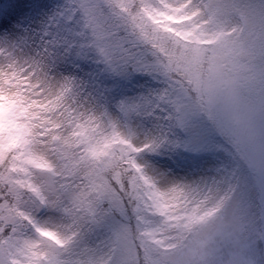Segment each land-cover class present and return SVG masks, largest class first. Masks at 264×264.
<instances>
[{
  "label": "snow or ice",
  "instance_id": "snow-or-ice-1",
  "mask_svg": "<svg viewBox=\"0 0 264 264\" xmlns=\"http://www.w3.org/2000/svg\"><path fill=\"white\" fill-rule=\"evenodd\" d=\"M217 239L264 245V0L0 10V264H224Z\"/></svg>",
  "mask_w": 264,
  "mask_h": 264
},
{
  "label": "rangeland",
  "instance_id": "rangeland-1",
  "mask_svg": "<svg viewBox=\"0 0 264 264\" xmlns=\"http://www.w3.org/2000/svg\"><path fill=\"white\" fill-rule=\"evenodd\" d=\"M17 0H7L5 2V9L4 11H8L12 9ZM238 3L241 5H253L258 6L259 0H237ZM140 83H143V79H139ZM136 89L133 85H122L120 89H117V94L123 95H132ZM162 160H167L168 165L170 166V170L174 172L177 176H191L193 174H198L200 171L201 166L203 165V161L205 159L203 154H195V153H186L180 152L172 157H164V158H157ZM251 200L253 202V207L250 210L253 215H255L256 220H258V213L259 209L256 206L258 204V196L256 193L252 194ZM250 219L252 216L249 217ZM210 247L214 249L213 258L219 262L223 257L229 256L231 248L229 244L225 241L217 239L214 241Z\"/></svg>",
  "mask_w": 264,
  "mask_h": 264
},
{
  "label": "clouds",
  "instance_id": "clouds-1",
  "mask_svg": "<svg viewBox=\"0 0 264 264\" xmlns=\"http://www.w3.org/2000/svg\"><path fill=\"white\" fill-rule=\"evenodd\" d=\"M229 256L223 257L221 260L224 261V264H227ZM253 259L255 264H264V245L257 246V251L253 254Z\"/></svg>",
  "mask_w": 264,
  "mask_h": 264
},
{
  "label": "trees",
  "instance_id": "trees-1",
  "mask_svg": "<svg viewBox=\"0 0 264 264\" xmlns=\"http://www.w3.org/2000/svg\"><path fill=\"white\" fill-rule=\"evenodd\" d=\"M7 0H0V10H4L5 9V2H6Z\"/></svg>",
  "mask_w": 264,
  "mask_h": 264
}]
</instances>
